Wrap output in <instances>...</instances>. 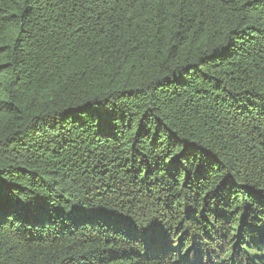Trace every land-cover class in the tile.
Wrapping results in <instances>:
<instances>
[{
	"label": "trees",
	"instance_id": "trees-1",
	"mask_svg": "<svg viewBox=\"0 0 264 264\" xmlns=\"http://www.w3.org/2000/svg\"><path fill=\"white\" fill-rule=\"evenodd\" d=\"M0 264H264V0H0Z\"/></svg>",
	"mask_w": 264,
	"mask_h": 264
}]
</instances>
